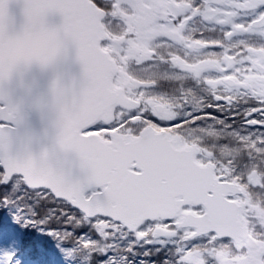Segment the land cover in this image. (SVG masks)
<instances>
[{"label": "snow or ice", "instance_id": "obj_1", "mask_svg": "<svg viewBox=\"0 0 264 264\" xmlns=\"http://www.w3.org/2000/svg\"><path fill=\"white\" fill-rule=\"evenodd\" d=\"M0 264H264V0H0Z\"/></svg>", "mask_w": 264, "mask_h": 264}]
</instances>
